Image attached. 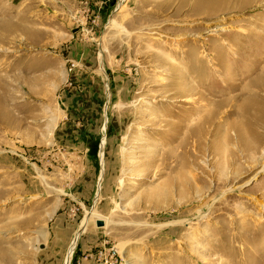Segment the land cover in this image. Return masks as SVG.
<instances>
[{
	"label": "rangeland",
	"instance_id": "rangeland-1",
	"mask_svg": "<svg viewBox=\"0 0 264 264\" xmlns=\"http://www.w3.org/2000/svg\"><path fill=\"white\" fill-rule=\"evenodd\" d=\"M0 264H264V0H0Z\"/></svg>",
	"mask_w": 264,
	"mask_h": 264
},
{
	"label": "bare ground",
	"instance_id": "bare-ground-1",
	"mask_svg": "<svg viewBox=\"0 0 264 264\" xmlns=\"http://www.w3.org/2000/svg\"><path fill=\"white\" fill-rule=\"evenodd\" d=\"M10 27V26H9ZM262 78V77H261ZM262 83V82H261ZM143 176V174L142 173H140V177H142ZM85 221L83 222V224H82V231H83V229H85ZM81 232V231H80ZM80 232H79V234H80ZM79 237L77 236V238H76V240H74V246H75V244H76V241H77V239H78ZM69 256H71V254L69 255ZM207 262V261H206Z\"/></svg>",
	"mask_w": 264,
	"mask_h": 264
},
{
	"label": "water",
	"instance_id": "water-1",
	"mask_svg": "<svg viewBox=\"0 0 264 264\" xmlns=\"http://www.w3.org/2000/svg\"><path fill=\"white\" fill-rule=\"evenodd\" d=\"M96 224H97V226H103V225H104V221L101 220V219H98V220L96 221Z\"/></svg>",
	"mask_w": 264,
	"mask_h": 264
}]
</instances>
